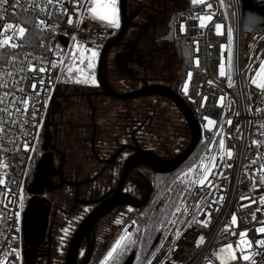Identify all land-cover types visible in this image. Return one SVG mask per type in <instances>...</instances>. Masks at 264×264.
I'll use <instances>...</instances> for the list:
<instances>
[{
    "label": "built area",
    "instance_id": "built-area-1",
    "mask_svg": "<svg viewBox=\"0 0 264 264\" xmlns=\"http://www.w3.org/2000/svg\"><path fill=\"white\" fill-rule=\"evenodd\" d=\"M252 1L260 6L254 0ZM43 2L44 0H36V3L41 6ZM209 2L214 5L212 11L216 12V16L213 22L201 29L199 21L191 17L201 13L204 6H193L191 0H175L173 4L174 14L168 25V32L174 40L186 42L190 51V64L179 72L175 89L178 96L192 110L200 129L198 144H202V149L190 167L200 164V157L210 154H215L218 162L231 164V168L220 167L215 169L217 172H223L227 179L210 176L214 183L221 186L220 189H212L214 195L217 198L223 195L224 200L222 203L213 205L210 209L211 220L208 226L204 227L200 223L193 222L191 226L187 223L194 219L191 208L200 200V196H189L187 204L190 210L187 213L173 216L175 205L184 203L178 197L165 225L154 241L149 255L141 264H147L149 260L152 261V264H208V262L221 264L219 255L223 254L222 250H225V246L229 243L233 244L238 259L235 261L229 259L228 264H252V261L245 262L239 259L242 253L240 249L235 247L236 241L239 238V232L245 230H247L248 240L254 242L260 238L255 232V229L260 225L252 221L251 217L257 207H262L259 204V199L264 196V185L259 184V170L260 165L264 164V146L258 149L251 144V141L253 139L264 140V135L260 134L262 130L259 128V125L264 123V114L255 112L257 107L264 108V102L258 98L259 90L248 82L247 77L253 74L248 71L249 66L253 69L258 68L259 61L256 58H264V26L252 31L242 30L240 0H227L231 5L233 21L229 19L225 0L224 8L219 7V0H209ZM14 3L15 0H9V3L4 6V10H0V17H3L0 18V30L3 29L4 24L12 23L24 26L28 32L22 42V47L15 50L9 48L6 51L0 49V78L8 83L10 89L24 87L26 92L31 90L32 79L22 81L19 85L12 83L13 80H20L22 76L32 75L30 72H17L22 61H32L37 66L48 67L51 60L64 55L66 62L67 58L72 56V50H75L77 54L79 52L87 53L83 48L74 49L77 42L83 44L85 48L100 50L115 28L108 26L106 22L91 18V12L87 10L90 6L88 0H85L84 7L76 12L73 10L72 3L63 5L73 15L74 23L72 25L67 23V16L65 15L58 13L48 18L46 13L40 12L39 7L32 9L31 0H20V4L15 9L11 6ZM39 19H46L51 30L41 31L38 29L36 22ZM76 21H80V23L77 24ZM216 22L224 25L223 31L226 32L227 28H231L233 31L232 47L235 55L233 87H228L226 77L219 76V63L222 55L220 45H227V37L226 35L217 36L215 34L214 23ZM181 25L184 26L183 31ZM73 37L76 38L75 41ZM41 44L44 46L41 47ZM223 56L226 58V50ZM35 58H40L42 64H37ZM13 59H15L16 67L7 62ZM62 67L58 65L56 69L40 74L41 77L45 78V88L48 91L42 92L41 96L37 98L39 102L36 103V108L39 111L36 119L31 124H25L22 127L10 126L5 142L0 144V159L7 165L6 168L0 167V178L6 182L4 185H0V193L7 197L3 202H0V264H24L22 214L26 206L24 194L29 176L28 170L35 155V147L41 139L43 126L57 89V77H59ZM7 72H12L13 77L9 78L6 75ZM189 73L192 74L191 78L188 76ZM49 76L51 77L50 84L48 83ZM209 81H213V83L209 84ZM186 83L188 85L187 93L184 91ZM37 87L39 88L40 85L37 84ZM2 92L3 89H0V94ZM16 95L22 94L16 93ZM221 95H226L225 105L231 101L230 107L218 106ZM203 97H208L207 101H204ZM202 104L203 107H201ZM249 108L252 109V112L248 111ZM236 112H239L240 115H234ZM31 115L30 109L29 119ZM204 116L217 121V125L211 126L213 131L205 130L204 125L207 121L204 120ZM4 118L7 119V117ZM19 119L24 118L19 117ZM221 119L233 120L232 127L227 124L223 125L225 134L233 133L236 135L234 129L237 124L242 130V138L226 141L227 146L233 151V157L231 159L225 157L224 161H220L218 145L211 144L209 139L214 135L216 129L221 127ZM249 121L254 123L249 124ZM32 124H38L39 127L34 128ZM25 130L33 135L25 137L23 135ZM36 133L38 135H35ZM17 138L19 145L9 143V141ZM25 140L29 142V151H24L22 148ZM209 148H211V152ZM253 160H256L255 165L251 163ZM204 163L207 164L208 161L205 160ZM253 172H256L257 175L250 178V174ZM253 179L257 180L256 190H251ZM184 188L185 185L183 184L181 191ZM205 191L208 189L201 190V192ZM245 195L256 200L257 203L251 204L250 207L241 208L242 204L250 203V200H241V196ZM9 199L14 203H9ZM209 202H211V198ZM217 209L219 210L217 211ZM204 211H209L206 205ZM204 211H197L196 219L204 220ZM15 213H19L18 218ZM234 213L237 215L239 226L234 228L236 235H230L224 231V228L226 225H230L231 216ZM256 216L257 220H264V211L256 212ZM172 220H177V223H169ZM179 221H185V223H179ZM177 229L183 233L179 240L175 236ZM200 236L204 237V243L197 246V240ZM241 248H246V246L241 244ZM12 249L19 251V258L11 251ZM253 253L256 254L253 256ZM260 253H264V247L253 245L251 250L243 254L252 256L255 264H260L261 260L264 259Z\"/></svg>",
    "mask_w": 264,
    "mask_h": 264
},
{
    "label": "flooded vegetation",
    "instance_id": "flooded-vegetation-1",
    "mask_svg": "<svg viewBox=\"0 0 264 264\" xmlns=\"http://www.w3.org/2000/svg\"><path fill=\"white\" fill-rule=\"evenodd\" d=\"M174 3L175 0H126L127 27L109 48L105 64L108 82L117 93L153 90L154 87L175 91L184 66L177 56V41L168 32ZM121 27L119 13V27L114 28L108 39L115 37ZM99 53L100 50L91 73L95 84L90 77L88 82L75 85L71 91L66 89L63 97L58 94L63 89H56L51 103L53 112L47 116L39 149L28 170L24 201L27 203L33 197L30 240L35 244L31 247L34 264L63 263L74 231L97 205L114 194L130 156L149 151L163 160L171 158L164 150V140L158 139L151 130L185 128L170 124L172 119L181 122L183 118L165 95L126 99L104 95L96 76ZM122 85L127 86L125 90ZM109 100L121 104L113 108ZM70 106H76L77 110L68 112ZM43 154L46 163L36 173L35 164ZM146 170L151 176L155 174L144 165L131 168L120 191L142 199L146 190L143 177L151 183ZM128 207L134 209L128 205L116 207L95 224L89 237L93 249L88 264L94 256L104 260L107 243L113 237L117 241L124 235L128 215L122 213L120 223H113L109 217L121 214ZM86 246L83 239L76 262L84 256Z\"/></svg>",
    "mask_w": 264,
    "mask_h": 264
},
{
    "label": "snow or ice",
    "instance_id": "snow-or-ice-1",
    "mask_svg": "<svg viewBox=\"0 0 264 264\" xmlns=\"http://www.w3.org/2000/svg\"><path fill=\"white\" fill-rule=\"evenodd\" d=\"M9 3V0H0V10H4V6ZM32 3V9H35L37 7L40 8V12L46 13L48 18H51L52 16L56 14H62L67 16V23L72 25L74 23L73 15L70 14L63 5L65 3H72L73 4V10L74 12L79 11L80 8L84 7L85 0H44L43 5H38L36 3V0H31ZM191 3L193 6L203 5L204 10L191 17L192 19H197L199 21V27L201 29H204L208 26L209 23L213 22L214 17L216 16V12L212 11L214 5L209 2V0H191ZM20 4V0H15V3L11 6L13 9L17 5ZM88 4L90 5L88 7V11L91 12V18L93 20H100L106 22L108 26L118 28L119 27V13L116 5V0H88ZM219 7L224 8L225 3L224 0H219ZM30 10V9H29ZM3 18V17H0ZM75 23H80V21H76ZM36 27L40 29L41 31H50L51 27L47 24L46 19H39L36 22ZM214 29L215 34L217 36H224L227 37V45L221 44L220 45V51H221V60L219 63V76L220 77H226L228 82V87L234 86V80H233V70L235 68V55L233 52V31L231 28H227L226 32L223 31L224 25L216 22L214 23ZM181 30H184V26L181 25ZM28 32V29L24 26L15 25L12 23H6L3 25V29L0 30V49L7 50V49H17L19 47L23 46L24 38L26 37V34ZM11 33V34H9ZM73 40L75 41L76 38L73 37ZM44 45L41 44V47ZM83 48L84 51L89 52L90 56L85 57L84 52H79L77 55V52L75 50H72V56H71V62L67 63L65 62V56L61 55L58 57V59L51 60L49 62V66H37L33 64L32 61L21 62V66L17 69V72H30L32 73L31 76H22L20 80H13L12 83L15 85H19L22 81H25L27 79H32L31 84V90L30 92H26L24 87H16L14 89H10L8 83L0 78V89H3L2 94H0V144L5 142V138L8 135V130L10 126H18L22 127L25 124H31L32 121L36 119L37 112L39 109L36 108V103H38V97L41 96L42 92H47L48 89L45 88V78L41 77L40 74L42 73H48L51 71V69H56L58 65L63 66L62 71H65L68 75V78L72 77L73 71L79 72L81 77L83 79L77 78L75 80L76 83L81 82H88V76L85 72V68L81 67L85 64V61H87L86 67L87 69H93L95 67L93 60L98 56V53L91 49V48H85L83 44H79L78 42L75 44L74 49H81ZM227 51L226 58L223 56V53ZM37 61V64H42L40 61V58H35ZM251 59V58H250ZM258 63V68L253 69L251 66H249L248 71L250 73H253L252 75L247 77L248 82H250L251 85H253L258 91V98L261 100V102H264V58L257 57L256 58ZM10 63L13 67H16L15 59L7 61ZM198 64V61H197ZM79 65V66H78ZM6 75L9 78L13 77L12 72H7ZM191 73L188 74L189 78H191ZM59 79V77H57ZM91 82L95 84V77L94 75L91 77ZM48 83H51V77H48ZM213 81H209V84H212ZM37 84L40 85V87H37ZM188 85L187 83L184 85V91L187 93ZM16 93H21L22 95H16ZM208 97H203L204 101H207ZM226 99V95H221L219 97V104L218 106L230 107L231 101L228 102V105L224 104V101ZM204 105L202 104L201 107ZM31 109L32 115L29 119L28 113ZM249 112H252V109H248ZM256 113L264 114V108L257 107L255 108ZM234 115L239 116L240 113L236 112ZM4 117H7L5 119ZM19 117H23L24 119H19ZM204 120L207 121V123L204 125V128L206 131H213V128L211 126L217 125V121L214 119H210L208 116H204ZM254 123L253 121H249V124ZM227 124L229 127H232L233 120L232 119H221L220 125L221 127L217 128L214 135L209 138L211 144L218 145V151L220 153V161H224V158L227 157L228 159H231L233 157V151L231 148H229L226 144V141L229 139H237L242 138L241 133V127L239 124L235 126L234 132L236 135H233V133H227L225 134L223 131V125ZM32 127L38 128V124H32ZM259 128L262 130L261 135H264V123H261L259 125ZM23 135L25 137L29 135H33L32 133L27 132L26 130L23 132ZM35 135H38L36 133ZM9 143H12L14 145H19V139H14L9 141ZM252 145H255L258 149L262 146H264V140H256L253 139L251 141ZM22 148L24 151H29V142L27 140L24 141ZM4 151H7V149H4ZM209 151L211 152V148H209ZM207 160L208 163L205 164L204 161ZM201 163L198 165H194L192 167H189L187 172L183 173L181 177H179L180 183L185 185V188L178 193V197L180 201H183L184 203H177L175 205V212L173 213V216H177L180 214L187 213L190 208L187 204V198L189 196L196 197L200 196V200L192 206L191 210L193 211V221H188V225L191 226L193 222L200 223L204 227H207L210 220H211V211L210 209L215 204L222 203L224 200V196L220 195L218 198L214 195L212 189H220V185L214 183L213 179H210L211 177L216 178H223L227 179L226 176H224L223 172H217L215 169H218L220 167L224 168H231L232 165L228 164L226 162H218L217 156L215 154H210L208 156L200 157ZM253 165L256 164V160H253L251 162ZM0 167H7V165L4 163L2 159H0ZM257 175L256 172H253L250 174L251 177H255ZM6 182L3 178H0V185H4ZM259 184L264 185V164L260 165L259 170ZM257 188V180L253 179L252 183V189L256 190ZM202 189H208V191L201 192ZM211 198V202H209ZM4 199H7L5 195L0 193V202H3ZM241 200H250L249 204H242L241 208L250 207L251 204L257 203L256 200L251 199L247 195L241 196ZM9 203H14V201L10 200ZM22 203V198H21ZM259 204L262 207H257V209L252 213V221L256 222L258 226L255 229V232L260 236L259 239H256L254 242L247 239V230L240 231L239 232V238L236 241L235 247L237 249H240L241 256L239 259H242L245 262L252 261V264H255V261L253 260V257L248 254H243L244 252L251 250L253 245L257 247H264V220H257L256 212H262L264 211V196L260 197ZM205 205L207 206V209L209 211H204ZM7 207V205H5ZM219 209H217L218 211ZM197 211H204L205 219L204 220H198L196 219V212ZM16 217H19V213H15ZM117 223H120V221H117ZM169 223L176 224L177 220L169 221ZM179 223H185V221H179ZM238 218L237 215L234 213L231 216L230 225H226L224 228V231L229 233L230 235H236L234 228L238 227ZM67 231V230H65ZM183 233L177 229L175 232L176 239L179 240L182 237ZM131 240V234L127 233V230H125V235H121L120 238L115 242V245L112 247V249L107 253L106 257L104 258L103 264H107V261L109 259H112L116 262V264H119V257L122 255L123 251H125L124 244L127 241ZM132 243H135V241H131ZM204 243V237L200 236L197 240V246ZM241 244H244L246 248H241ZM13 253H15L16 257L19 258V251L16 249L11 250ZM223 254L219 255V259L221 264H228V260L231 259L233 261L237 260L238 257L235 255L234 252V246L232 243H229L225 246V250H222ZM256 253H253V256ZM261 256H264V253H260ZM147 264H152V261H147ZM208 264H211V262H208ZM260 264H264V259L261 260Z\"/></svg>",
    "mask_w": 264,
    "mask_h": 264
},
{
    "label": "water",
    "instance_id": "water-1",
    "mask_svg": "<svg viewBox=\"0 0 264 264\" xmlns=\"http://www.w3.org/2000/svg\"><path fill=\"white\" fill-rule=\"evenodd\" d=\"M242 9V30L252 31L259 29L264 26V6L256 5L252 0H240ZM126 0H118V9L122 18V27L119 33L111 38L107 39L100 49L99 58L96 68L97 82L102 89V93L114 99H126L134 98L140 95L159 94L168 97L178 108L182 118L189 131V142L186 147L181 150L178 154L171 157L170 159L163 160L160 157L152 154L149 151H140L138 154L130 156L125 162L123 172L117 183L114 194L106 198L103 202L97 205L80 223L78 228L74 231L72 238L69 242L66 256L62 264H88L92 254V244L89 242V237L95 224L108 213H110L116 207L128 205L134 209L143 207L150 198L152 192L151 183L143 177L146 183V190L142 199L137 200L130 194L122 193L120 190L125 181L128 171L136 165H144L151 169L155 174H166L177 169L193 152L194 148L198 145L200 140V129L197 119L195 118L192 110L184 101L178 96L176 91L162 90L160 87H154L153 90L145 88L131 93L121 94L117 93L110 86L105 72L106 55L109 48L121 38L127 27V19L125 16ZM64 42V41H63ZM46 163L45 154L36 162L34 170L36 173L40 172ZM29 193H32L30 191ZM33 209V197L30 198L25 206L22 214V235H23V260L24 264H34L33 257L31 256V247L35 244L31 242L30 238V225L31 215ZM83 239H86L87 246L84 256L79 262H76L77 251L80 243ZM28 246L30 248H28ZM134 259V252L125 260L123 264H132ZM110 260V259H109ZM107 261V263L109 262Z\"/></svg>",
    "mask_w": 264,
    "mask_h": 264
},
{
    "label": "trees",
    "instance_id": "trees-1",
    "mask_svg": "<svg viewBox=\"0 0 264 264\" xmlns=\"http://www.w3.org/2000/svg\"><path fill=\"white\" fill-rule=\"evenodd\" d=\"M254 1L260 6H264V0ZM177 56L184 68L190 64V51L186 42L177 41ZM201 149L202 144L200 143L194 148L191 155L174 171L152 175V192L149 200L140 210L129 217L134 221L135 226L130 233L131 240L124 244L126 250L120 255L119 264H123L132 252H134L133 263L135 264H141L149 255L154 241L165 225L178 199V193L182 189L183 184L179 181V177L182 174L179 175V173L195 162ZM127 221L128 218L125 222ZM114 239L115 237L107 243V249ZM131 241H135V243ZM108 264H116V262L111 259Z\"/></svg>",
    "mask_w": 264,
    "mask_h": 264
},
{
    "label": "rangeland",
    "instance_id": "rangeland-1",
    "mask_svg": "<svg viewBox=\"0 0 264 264\" xmlns=\"http://www.w3.org/2000/svg\"><path fill=\"white\" fill-rule=\"evenodd\" d=\"M225 1L227 2V0H225ZM116 4H117V0H116ZM226 7H227L228 16H229L230 21H233V14H232L231 5L228 2H227V6ZM95 51L98 53L99 50H95ZM84 55H85V57H88V56H90V53L87 52ZM70 62H71V57H68L67 60H66V64L67 63H70ZM93 63L96 66V60H93ZM86 64H87V61H85V64L83 66H81V67H84L85 68V72L87 73V76H88V79H89L91 77V73L93 72V70H94L95 67L93 69H87ZM59 76H60V78L58 79V83H57V91L60 88L63 89V90H59L61 93L58 91V94H60L61 97H63L66 94V92H65L66 89H67V91H71L72 87H75V85L79 84V83H76L75 80L77 78H81L80 77L81 75L79 74V72H76V71H73L72 77L71 78H68L67 73L65 71H62V69L60 70ZM126 87L127 86H123L122 85L121 88L125 90ZM108 103L112 107L115 104H121L120 101H115V100H109ZM73 110H75V111L77 110L76 106H70V107H68V110L67 111L68 112H71ZM50 112H51V114L53 112V110H51V107H50V110H49L47 116L49 115ZM46 119H47V117H46ZM45 123H46V120H45ZM170 124L176 125V126L177 125H182V126L184 125L185 128H157V130H154V131L151 130V132L158 139L164 140V143L166 144V148L164 150L169 154L170 157H173L176 154H178L181 150H183L186 147V145L188 144V142H189V131H188V128H187V126H186V124H185V122H184L183 119H182L181 122H179L177 119H172L170 121ZM156 131L158 133H156ZM39 146H40V141H38V143H37V145L35 147V152L39 149ZM164 150H163V152H164ZM31 166H32V164H31ZM186 170L180 171L179 175L183 174ZM145 174H146V177L148 179H152V176H151V172L150 171L146 170L145 171ZM135 212L136 211L134 209H131V208L128 207V208L123 209L122 212H121V214H119V213H117L116 215L113 214V216H111L109 218H110V220L113 223H116L117 221H119V218L122 215V213L127 214L128 215L127 216L128 221L126 222L125 226L123 227V233H125V230H127V233H131V231L134 228L135 224H134V221L131 218H129V217L131 215H133V213H135ZM108 220L109 219L107 218V221ZM107 221H105V222H107ZM115 241H116V239L111 242V244L108 247L106 253L109 252V250L112 249V247L115 245L114 244ZM102 261H103V257H101V258L98 259V258H95V256H94L89 264H101ZM134 261L136 262V260H134ZM132 264H135V263H132ZM161 264H164V263H161Z\"/></svg>",
    "mask_w": 264,
    "mask_h": 264
},
{
    "label": "bare ground",
    "instance_id": "bare-ground-1",
    "mask_svg": "<svg viewBox=\"0 0 264 264\" xmlns=\"http://www.w3.org/2000/svg\"><path fill=\"white\" fill-rule=\"evenodd\" d=\"M124 235H125V233H124ZM103 262H104V260L101 262V264H103Z\"/></svg>",
    "mask_w": 264,
    "mask_h": 264
}]
</instances>
